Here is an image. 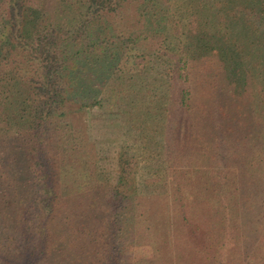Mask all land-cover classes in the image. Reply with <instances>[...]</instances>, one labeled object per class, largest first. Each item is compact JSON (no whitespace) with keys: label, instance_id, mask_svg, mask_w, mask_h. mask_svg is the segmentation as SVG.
Wrapping results in <instances>:
<instances>
[{"label":"trees","instance_id":"obj_1","mask_svg":"<svg viewBox=\"0 0 264 264\" xmlns=\"http://www.w3.org/2000/svg\"><path fill=\"white\" fill-rule=\"evenodd\" d=\"M76 108L131 117L120 183ZM171 169L210 172L229 264H264V0H0V264H166L136 196Z\"/></svg>","mask_w":264,"mask_h":264},{"label":"rangeland","instance_id":"obj_2","mask_svg":"<svg viewBox=\"0 0 264 264\" xmlns=\"http://www.w3.org/2000/svg\"><path fill=\"white\" fill-rule=\"evenodd\" d=\"M137 1H132L125 11L122 21H119L121 31L139 29L141 23L137 18ZM77 127L85 135V151L91 160H95L96 149L94 137L102 149L103 163L109 176L115 183H120L117 176L119 162L126 157L129 147L133 144L134 128L131 117L105 116L103 111L95 108L74 109L72 114ZM93 121V128L89 125ZM107 167V168H106ZM210 172L196 169H171L169 171L168 187L163 195L152 196L137 191V203L141 211L151 222L140 224V241L151 245L166 264H229L235 262L231 254H227L231 246L236 249L239 244L237 231L231 226L229 217L221 214V208L216 205V194L210 183ZM133 184H125L127 191L133 193L139 182L131 178ZM147 186L145 180H140ZM148 187V186H147ZM169 189V190H166ZM141 190V188L139 189ZM187 218L190 224L184 222ZM148 226L151 228L148 229ZM234 253V252H233Z\"/></svg>","mask_w":264,"mask_h":264}]
</instances>
